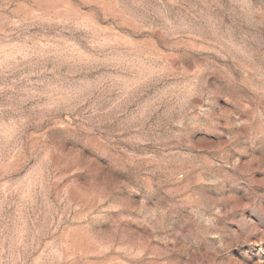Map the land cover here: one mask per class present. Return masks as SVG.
Here are the masks:
<instances>
[{"label": "rangeland", "instance_id": "374dc122", "mask_svg": "<svg viewBox=\"0 0 264 264\" xmlns=\"http://www.w3.org/2000/svg\"><path fill=\"white\" fill-rule=\"evenodd\" d=\"M0 264H264V0H0Z\"/></svg>", "mask_w": 264, "mask_h": 264}]
</instances>
